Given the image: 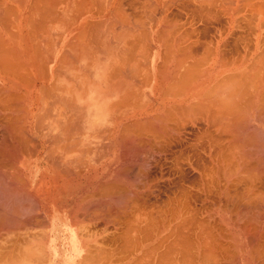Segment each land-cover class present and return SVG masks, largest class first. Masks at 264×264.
<instances>
[{
	"label": "bare ground",
	"instance_id": "6f19581e",
	"mask_svg": "<svg viewBox=\"0 0 264 264\" xmlns=\"http://www.w3.org/2000/svg\"><path fill=\"white\" fill-rule=\"evenodd\" d=\"M16 1L18 0H0V264H37V255H40L39 261L43 258L42 254L45 256L44 246L48 249L52 264H76V259L81 258L84 251L92 254V250L87 249L89 242L82 240L83 236L78 229L77 219L81 213L83 216L94 215L95 219L86 217L92 221L104 218L102 221L106 222L105 226L109 219L112 220L111 224L118 219L121 234L118 235L120 245L116 246H119V253L122 254V259L119 258L122 260L121 264H264V73L260 76L256 71L257 66L264 63V5L259 7L249 0H221L223 7H219L220 3L217 7L226 15L227 26L222 28L224 32L220 30L218 40L211 44L212 60L208 62L210 56H206L209 58L206 62L198 52L193 55L186 49L187 54H179L180 50L183 52L186 48L181 47V35H185L181 33L184 30H174L176 35L172 34L175 35L173 37L170 34L173 33L171 28L174 26L171 30L168 28V24L171 25L168 10L172 6L169 4L174 1L167 3L168 5L164 4V0H156V3H151L152 0L141 2L140 11L136 15L140 19L132 18V22L134 20L136 23L130 20L123 22L128 23L127 26L123 24L125 33L135 32L133 36L130 34L132 39L135 36L134 42L145 30V40L138 38L139 41L133 43L135 45L130 40H125L133 48H130V44L129 48L126 46L128 50L123 48L126 49L123 53L128 51L127 54H130H125L126 58L122 61L128 59L127 64L124 63L128 69L129 63L131 65V90L137 95L140 91L141 79L138 78L137 65H142V61L149 55L143 56V60L137 49L139 46L141 49L143 41L147 43L145 46L148 45L149 38V42L155 47L161 44L165 49L161 62L166 74L164 82L168 84L169 90L165 96L162 95L164 98H99L98 92L103 90L97 92L92 88L91 76L96 81L100 78L108 81V71L99 73L98 68L107 64L109 69V59L101 56L99 58L102 61L98 58L93 66L87 62L88 43L85 39L89 32L96 33L97 53L100 48L102 51L109 44L106 40L109 27L107 22H111L114 10L124 12L122 1L120 0L119 5L118 0H98L96 2L104 3V7L100 8L99 5L95 11L97 14H92L88 8L85 10L89 5L88 0H65V6L60 8L55 6L58 0H50L47 10L52 19L49 20L51 31H48V36L52 31L59 32L58 24L62 22V16L69 17L74 7L78 12L76 16L71 15L73 18H69L65 31L62 30V34L75 33L68 46L65 42L66 54L61 55L58 62L68 75L65 92L75 96L80 93L77 92V86L82 84L86 91L89 89L87 98H55L50 103L52 98H22V94L20 96V93H15V86H18L15 85V60L20 62L19 59H22L23 66L20 62V67L26 68V72H32L28 56L16 52L15 48V22L17 20L19 29L24 21L22 11L18 9L15 13ZM197 1L200 4L206 0ZM34 2L25 3V13L33 10L39 14V18L42 15L45 18L46 11L37 10L42 4ZM190 2L195 3V0ZM185 3L187 2L183 4ZM209 6L200 4L197 6L200 12L195 10L202 16L203 10L207 12L203 7ZM86 12L90 14L89 18L83 17L87 15ZM249 12L251 16L254 15L249 17ZM209 13L211 14L210 11ZM245 15L250 18L245 23L247 27L252 22L250 32L245 31V36L250 34V38L248 35L247 42L245 37L237 38L238 45H245L244 52L242 55L238 53L229 61V57H225L229 49L224 53V48L228 41L232 43L229 39L234 31L242 28L241 22L245 20ZM29 16L28 14V19ZM208 16L210 17H206ZM98 17L101 20L97 22ZM171 22L174 23L173 20ZM121 27L118 26V29ZM30 33L27 37L35 38L36 34L33 37ZM189 33H186L187 36ZM146 34L148 38H145ZM53 37L57 41L59 36L56 34ZM47 39L48 43L40 44L51 46L48 37ZM92 39L95 40L93 37ZM111 40L110 38L109 41ZM138 42L141 44L138 45ZM198 42L195 39L194 47L199 46ZM36 44L35 48H38ZM206 48L208 46H205V50ZM185 54L190 56L191 61H188L189 56ZM70 56L73 60L69 59ZM137 56L141 58L137 59ZM159 56L157 52L156 58ZM156 58L153 60L150 56L153 65ZM118 66L111 67V73L118 68V73L114 72L112 79L118 77L120 71V76L124 74ZM126 70V74H129V70ZM110 72L109 77L113 75ZM43 74L45 79L47 71ZM127 75L126 78H129ZM23 76L25 74H22V78ZM148 76L149 73L144 80L142 78V83L149 80ZM56 77L59 78L55 73L48 79L56 82ZM24 79L18 80L22 82ZM216 80L222 81V84L209 92L206 89L208 83ZM223 93L227 95L224 96L226 98L222 96ZM15 94L19 98H15ZM24 94L28 95L29 91ZM219 96L221 98H217ZM107 127H110L108 135L106 134L110 142L108 140L109 144H102L103 136L99 135V130ZM23 142H29L28 146L31 143V148L34 149L33 152L28 147V151L31 149L33 152L30 156L34 155L30 157L33 161L30 160L29 166L26 165L27 161L23 163V156H28L24 152L26 149H20L24 153L19 151L18 146L22 147L19 144H24ZM116 147L119 152L113 150ZM6 168L9 169L6 171ZM27 171H30L29 178L32 180L30 186L25 181ZM15 175L17 178L21 176L18 179L22 181H17ZM118 192L121 198L118 197ZM117 197L121 199V205L118 203V208H114ZM27 207L30 208L29 214ZM84 207L88 210L83 211ZM89 207H92L91 210ZM114 214L117 215L115 220ZM113 225L116 227L117 224ZM91 246L96 247L95 244ZM97 249L100 257L95 253V260L94 255L91 257L87 253L84 258L86 262L102 264L103 251L101 252V248ZM115 251L116 247L113 252ZM45 258L47 260V255ZM77 264L81 263L78 261Z\"/></svg>",
	"mask_w": 264,
	"mask_h": 264
},
{
	"label": "rangeland",
	"instance_id": "374dc122",
	"mask_svg": "<svg viewBox=\"0 0 264 264\" xmlns=\"http://www.w3.org/2000/svg\"><path fill=\"white\" fill-rule=\"evenodd\" d=\"M35 0H18V1H16L15 2V13H17L16 12V10H18L19 9V11H22L23 12V16H24V21L22 22V24H21V26H20V28L18 29L17 27H18V22H17V20H16V22H15V48H16V52H18V53H22V55H27L28 56V58L30 59V63L29 64H32V67H30V69L32 70V72H34V71H38V72H40L41 74H38V76L39 77H41V78H43L42 77V75H43V72H44V69H45V63H44V44H40V43H44V41H45V37H47L48 35H47V31H51V29H50V26H49V20H50V16H49V5H50V0L48 1V0H36L35 2H34ZM89 1V5H87V7H86V9L85 10H87V8H88V11L89 12H91L92 14H94V12L95 11H97L98 9H97V7L99 6L100 8L101 7H104V3L103 4H101L102 2H100V3H98V2H96V1H98V0H88ZM101 1V0H100ZM154 1V2H153ZM250 1V3H254V4H258L259 5V7H262L263 5H264V0H249ZM18 2H20V3H18ZM32 2H34V3H37V4H42L41 5V7H37V10H39L40 12H41V10L43 11V10H45L46 12V14L48 15V17H47V15L45 14L44 16H45V18H43V15L41 16V18H39V14L38 13H36V12H33V10L32 11H27L26 13H25V11H24V9H25V3H32ZM40 2V3H39ZM47 4H46V3ZM92 2H95V3H92ZM133 2V3H132ZM136 2V3H135ZM139 2V3H138ZM144 3V2H146V0L145 1H141V0H137V1H135V0H131V5H133V7H131V14H132V18L134 19V18H138V20H139V16H137L136 17V15L138 14V12L140 11V3ZM151 3L153 2V3H156V0H152V1H150ZM257 2V3H256ZM261 2V3H260ZM263 2V3H262ZM56 4H55V6L57 7V8H60V7H64L65 6V0H58L57 2H55ZM63 4V5H61V4ZM148 3H149V1H148ZM147 3V4H148ZM260 3V4H259ZM24 4V5H23ZM92 4H93V6H92ZM135 4V5H134ZM136 4L138 5V6H136ZM254 4H252L254 7H256V8H258V6L256 5H254ZM45 5V6H44ZM47 5V6H46ZM103 5V6H102ZM152 5V4H151ZM262 5V6H261ZM42 6H44V7H46L45 9H44V7H42ZM76 6V5H75ZM89 6V7H88ZM135 6V7H134ZM148 6H150V4H148ZM147 6V7H148ZM153 6H155V4H153ZM152 6V10H153V7ZM157 6V5H156ZM155 6V7H156ZM22 7V8H21ZM91 7V8H90ZM93 7V8H92ZM98 7V8H99ZM253 7V8H254ZM264 7V6H263ZM133 8V9H132ZM171 8V7H170ZM203 8H206V10H207V12H204V10L201 12L202 13V16L200 15V10H198L197 9V7H183V6H181L180 7V16H181V21L179 22V26H178V29L180 30V31H183L184 30V32H182L181 34H185V35H181V36H183V38L181 39V37H180V39H181V42H182V44H181V47H182V49L183 48H185V46H186V48L185 49H183V52H181L182 50H180V52H179V54H181V53H184L185 52V50L187 49V51L188 50H190V52L193 54V53H196L197 54V52H198V55L201 57V54H202V56H204L203 58V60H206V59H209V61L208 62H211V60H212V56L213 55H211V54H213V52L212 53H210L211 51H213V49H212V47H213V45H211V44H213L214 43V41L212 40V32L210 31V28H211V23H210V21H209V16L208 17H206L207 15H210V13L208 14V12L210 11V9H211V6H209V7H203ZM48 9V10H47ZM136 9V10H135ZM149 9H150V7H149ZM191 9V10H190ZM198 10V11H196V10ZM213 9V8H212ZM215 9V8H214ZM72 12L70 13V16L69 17H67V16H62L61 17V20H62V22H60V25L58 24V30H59V32L58 33H56V32H53V33H55V35L57 34V37L58 36H61L62 37V40H61V42L62 43H64L63 44V46H62V49H63V51H64V49H65V44L68 46V42H70V38H71V36H73L75 33H72V34H68L67 32H65V33H63L62 34V32L63 31H65V27L67 26V24L69 23V18H73V17H71V15L72 16H76V14L78 13L77 12V8L76 7H74V8H72ZM156 10V9H155ZM185 10V11H184ZM170 11V9L168 10V12ZM188 11V12H187ZM194 11V12H193ZM29 12V13H28ZM32 12V13H31ZM99 12V11H98ZM116 12H118L117 10L115 11L114 10V12H112V15H111V19H110V23L109 22H107V24H108V26L109 27H107V30H108V34H107V38H106V40H108L109 39V34H111L112 35V38H113V35H117V29H118V26H123V28L121 27L120 29H121V31H122V33L124 32V30L126 29L125 27H124V25H126L127 26V24L128 23H126V24H124L123 22L124 21H120L121 19H119V17L118 16H116ZM123 12V11H122ZM122 12H118V13H122ZM136 12V13H135ZM187 12V13H186ZM192 12V13H191ZM195 12H197V13H199V14H195ZM87 13V12H86ZM124 13V12H123ZM190 13V14H189ZM24 14H26V15H24ZM28 14L30 15L29 16V19H28ZM95 14H97V12H95ZM195 14V15H194ZM90 14H88L87 13V15H84L83 17L84 18H87L88 16H89ZM191 15V16H190ZM203 15H205V16H203ZM249 17L251 16L250 15V12H249V14H247ZM254 14H252V16H253ZM134 16V17H133ZM198 16V17H197ZM247 16V17H248ZM251 16V17H252ZM34 17H36V19L34 18ZM190 17V18H189ZM206 17V18H205ZM248 17V18H249ZM89 18V17H88ZM208 18V19H207ZM248 18H246V15H245V17H244V21H242L241 22V26H242V28H238V29H236L235 31H237L239 34H240V32L242 31V33H243V37H245V40H246V42L248 41V39L250 38V34H248L249 35V38L247 37L248 35L246 34V36H245V33H249L250 32V30H249V28H250V25H252L250 22H249V24H248V26L249 27H247V24H245V23H247L248 22ZM52 19V18H51ZM196 19V20H195ZM198 19V20H197ZM202 19V20H201ZM204 19V20H203ZM27 20H28V22H27ZM63 20H64V22H63ZM98 20H101V18L100 17H98L97 19H96V21L98 22ZM129 20V19H128ZM128 20H126V21H128ZM171 20V19H170ZM193 20V21H192ZM41 21V22H40ZM120 21V22H119ZM131 22H132V19L130 20ZM188 21V22H187ZM207 21V22H206ZM209 21V22H208ZM246 21V22H245ZM249 21H250V18H249ZM116 22V23H115ZM122 22V23H121ZM133 22L134 23H136L134 20H133ZM132 22V23H133ZM139 21H137V23H138ZM169 22V21H168ZM184 22V23H183ZM186 22V23H185ZM196 22H197V24H196ZM204 22V23H203ZM42 23L44 24V25H42ZM63 23H65V24H63ZM93 23H95V21H93ZM114 23H115V25H114ZM169 23H171V25L170 24H168V28L170 29V27H172V24H173V22H169ZM33 24V25H32ZM96 24V23H95ZM124 24V25H123ZM183 26H182V25ZM193 24V25H192ZM207 24V25H206ZM209 24V25H208ZM243 24H245V25H243ZM41 25V26H40ZM191 25V26H190ZM200 25V26H199ZM31 27V28H30ZM32 27L34 28V29H32ZM40 29H39V28ZM44 27V28H43ZM205 28V29H204ZM244 28V29H243ZM247 30H246V29ZM41 29H42V32H41ZM49 29V30H48ZM115 29V32H113V30ZM120 29H118V30H120ZM187 29H188V31H187ZM192 29H194L193 31H191ZM196 29V30H195ZM202 29V30H201ZM242 29V30H241ZM24 30V31H23ZM29 30H32V32L30 33L29 32ZM63 30V31H62ZM204 30V31H203ZM244 30V31H243ZM111 31H112V33H111ZM177 30L175 29V32H176ZM191 31V32H190ZM234 31V33H233V36L237 33V32H235ZM245 31H247V32H245ZM140 32V31H139ZM139 32H137L138 34H140ZM144 32H145V30H144ZM144 32L142 31V34H140V35H142L141 37H142V39H141V37H137V40H138V38H140L141 40H143L144 38V36H143V34H144ZM190 32V33H189ZM194 32H195V34H194ZM203 32V33H202ZM23 33V34H22ZM28 33H30V36L31 35H33V37H34V34H36L35 35V38H28L27 36H29L28 35ZM93 35H92V34ZM171 33V32H170ZM189 33L190 35H188L187 36V34ZM60 34V35H59ZM92 36H91V35ZM131 34H132V36L135 34V32H131ZM175 34V33H174ZM200 34V35H199ZM21 35L23 36V37H21ZM39 37H38V36ZM95 35H96V33H94V32H89V35L86 37V39H85V42L86 43H88V44H86L87 46H88V48H87V51H88V53H87V59L88 60H86L87 62H89V63H91V65L93 66L94 64L96 65V62L98 61V58H99V54L97 53V41H98V36L96 35V37L97 38H95ZM171 36H173L172 34H170ZM176 35V34H175ZM174 35V36H175ZM203 35V36H202ZM173 36V37H174ZM185 36V37H184ZM195 36V37H194ZM210 36V37H209ZM219 36V33H218V35H217V38L215 39V42H216V40H218V37ZM232 36V38H230L229 40H231L232 41V43L231 42H229L228 41V43H227V49H229V50H227V52H226V58L227 57H229L227 60H229L230 61V59H232V58H234V57H236L237 56V54H235V51H234V47L237 45V42L238 41H236V38H234ZM92 37L95 39V40H93L92 39ZM131 37V36H130ZM148 38L149 36H147V34H146V36H145V38ZM187 37H190V39L191 40H194L195 41V39L196 40H199V42L198 43H200L199 44V46H197V47H194V44H193V42L194 41H191L189 38L187 39ZM202 37V38H201ZM206 37V38H205ZM134 38H135V36L133 37V39H132V37H131V44H133V43H137L136 41L134 42ZM186 38V39H185ZM201 38V39H200ZM23 39H24V42H23ZM35 39V40H34ZM136 39V38H135ZM150 39V38H149ZM149 39L147 40L148 41V45H146L145 46V44H147V43H145L144 41H143V43H144V45H143V43H142V46H141V49H140V46H139V48L137 49V48H135V49H137V52H140V54H141V56L143 57V56H148V57H146V60H144L145 59V57H143V60L145 61V63H144V61H142V65H146V67L145 66H142V65H140V64H138L139 65V67H138V65H137V70H138V72H137V74L139 75L138 76V78L139 79H142V77H143V80H144V78H145V75L148 73V72H146L147 70H148V68H151V64H152V62H151V60H150V56H151V58L154 60L155 59V57H156V54H154L155 53V50L157 49L158 51H159V54H160V56H159V58H162L163 59V56H164V54H163V52L165 51V49L161 46V44H159V45H157L156 47L153 45V43L152 42H149ZM172 39V38H171ZM209 39V40H208ZM234 39V40H233ZM36 40H38L37 41V44H36ZM44 40V41H43ZM145 40V39H144ZM210 40H212L211 42H210ZM55 41V40H54ZM64 41V42H63ZM139 41V40H138ZM169 41V40H168ZM186 41V42H185ZM236 41V42H235ZM32 42V43H31ZM66 42V43H65ZM202 42H203V44L204 43H206V44H204V46H203V44H202ZM233 42H235V43H233ZM23 43V44H22ZM24 43H26L25 45H24ZM71 43V42H70ZM139 43V42H138ZM150 43H151V45H150ZM170 43H172V41L170 42ZM188 45H187V44ZM230 43V44H229ZM31 44H33L34 46H32ZM35 44H36V47H38V48H35ZM135 44H133V45H135ZM141 43H139L138 45H140ZM190 44V45H189ZM236 44V45H235ZM133 45H131V47L133 48ZM138 45H136L137 47H138ZM151 46V48H150V46ZM152 45H153V48H152ZM210 45V46H209ZM233 45V46H232ZM187 46H189L188 48H187ZM205 46H208V48H206L207 50H208V52H207V50H205ZM212 46V47H211ZM229 46V47H228ZM239 46H241L242 47V49H243V46H245L244 44L243 45H241L240 43H239ZM25 47V48H24ZM34 47V48H33ZM180 47V48H181ZM194 47V48H193ZM209 47H211L210 49H209ZM232 47V48H231ZM67 48V47H66ZM179 48V49H180ZM191 48V49H190ZM193 48V49H192ZM200 48V49H199ZM204 48V50L202 51L201 49H203ZM33 49H35V51H33ZM37 49V50H36ZM162 49H164V50H162ZM196 49V50H195ZM147 50H150V51H147ZM156 50V51H157ZM161 50H162V52H161ZM174 50V49H173ZM192 50H195V51H193L192 52ZM201 50V51H200ZM30 53H29V52ZM65 51H67V50H65ZM135 51V50H134ZM157 51V52H158ZM175 51V50H174ZM186 51V52H187ZM229 51V52H228ZM264 51V48H263V50H262V52ZM37 52V53H36ZM149 52H150V54H149ZM176 52H178V51H176ZM185 52V53H186ZM190 52H188V54L190 53ZM199 52H201V53H199ZM203 52H205V54L203 55ZM234 52V53H233ZM243 52H244V49H243ZM36 53V54H35ZM43 53V54H42ZM161 53H162V55H161ZM165 53V52H164ZM209 53H210V55H209ZM227 53H229V54H227ZM39 54V55H38ZM136 54V53H135ZM187 54V53H186ZM185 54V56H189V55H186ZM191 54V55H192ZM233 54V57L231 56ZM38 55V56H37ZM41 55H43V56H41ZM59 55V54H58ZM183 55V54H182ZM193 55H195V54H193ZM264 55V54H263ZM37 56V57H36ZM76 56V55H75ZM78 56V55H77ZM162 56V57H161ZM206 56H210L209 58L208 57H206ZM206 57V58H205ZM231 57V58H230ZM21 58H23V57H21ZM72 57L70 56L69 57V59H71ZM139 57L137 56V59H138ZM141 58V57H140ZM139 58V59H140ZM42 60V61H41ZM72 60H73V58H72ZM19 61L21 62V64H22V66H23V63H22V59H19ZM188 61H191V58H190V56H189V58H188ZM20 62H18V60H15V72H16V74H15V85H18V86H15V90H21V89H23V85H24V87H26L27 88V86L28 85H25L26 84V81H25V83H24V81L23 82H21V80H18V79H22V74H26L27 72H26V68L24 69L22 66L20 67ZM206 62H207V60H206ZM20 64V65H19ZM149 64V65H148ZM249 65H251V62L249 63ZM140 66H142V67H140ZM41 67V68H40ZM260 67V69H258ZM34 69V70H33ZM262 70H263V72H262ZM28 71V70H27ZM149 71V70H148ZM256 71H258L257 73L260 75V76H262L263 75V73H264V63H262V64H260V65H258L257 66V68H256ZM145 73V74H144ZM18 76V77H17ZM20 81V82H19ZM17 83H20V84H17ZM23 84V85H22ZM258 84V83H257ZM220 85V83L219 82H215L214 84H209L208 83V85H207V90L209 89V92H212L213 91V89L215 88V87H218ZM18 88V89H17ZM140 90V89H139ZM15 93H16V91H15ZM55 101V98H52L49 102L50 103H52V102H54ZM25 161V160H24ZM21 162V161H20ZM24 163V162H23ZM5 168V167H4ZM16 168V167H15ZM9 168H6L5 170L7 171ZM4 170V171H5ZM15 170V169H14ZM15 174H16V170H15ZM18 176V175H17ZM15 177H16V175H15ZM15 185H17V184H15ZM111 200V199H110ZM94 201L95 202H97V200H96V198H94ZM98 201H102V199H98ZM117 201V198H115V202ZM16 202H18L17 200H16ZM74 206V204L72 205V207ZM90 209L89 210H91V208L92 207H89ZM114 208H116V206L114 207ZM118 208V207H117ZM85 210H88L86 207H84V209H83V211H85ZM92 210H95L94 208L92 209ZM116 210V209H115ZM82 215V213L81 214H78V224H79V232H81V234H82V240L84 241V240H86L85 242H89L88 243V246H87V249L88 248H90L91 250H92V254H91V252L89 253V251L88 252H86V251H84V253H83V256L81 257V264H94V263H88V261L86 262V259H84L85 258V256H87V253H88V255H90L91 257L93 256V258H95V260H96V258H97V255L100 257V254H98V252H97V248H101V252L103 251V254H101V256H102V264H116L115 262H117V264H121V262H122V260L120 261V259H122L121 258V256H122V254H120L119 253V246H116L117 244H119V241H120V238H119V236H120V230L121 229H119L120 227H119V225H118V219H116L117 218V215L115 216V214H114V216H113V219L115 220L116 219V221L114 222L113 221V224H117L118 225V227H117V225H116V227H115V225H113V224H111L112 223V220H110L109 219V223H107V225L105 226L104 224L106 223L105 221H102L104 218H102L101 220H99V218H98V221L96 220V221H92V220H88L90 217H92V218H94L95 219V216L94 215H85V216H83ZM90 216V217H89ZM100 216V215H99ZM112 216H109V217H112ZM86 217H88V219L86 218ZM98 217V216H97ZM103 217H105V216H103ZM114 217H116V218H114ZM101 218V217H100ZM106 218V217H105ZM107 218H108V216H107ZM106 218V219H107ZM112 219V218H111ZM102 221V222H101ZM96 222V223H95ZM117 222V223H116ZM91 223V224H90ZM93 223H95V224H93ZM90 225H93V226H90ZM102 225V226H101ZM96 226V227H95ZM101 226V227H100ZM86 227H88V228H86ZM100 227V228H99ZM106 227V228H105ZM114 227V228H113ZM76 228H77V226H76ZM116 228V229H115ZM118 228V229H117ZM91 231H90V230ZM101 229V230H100ZM106 229H110L109 231H107V232H105V230ZM113 229V232L111 231ZM94 230V231H93ZM98 230V231H97ZM93 231V232H92ZM118 231V232H117ZM85 232V233H84ZM87 232V233H86ZM89 232V233H88ZM95 232H96V234H95ZM104 232V233H103ZM109 232H110V234H109ZM115 233H116V235H117V237H116V235H115ZM115 236H114V235ZM88 237H87V236ZM104 235V236H103ZM112 237H111V236ZM119 235V236H118ZM84 236H86L85 238H84ZM105 236H106V238H105ZM103 237V238H102ZM116 237V238H115ZM109 240H108V239ZM113 238H115V239H113ZM97 239H98V242H97ZM101 239H106L105 241H103V240H101ZM92 240V241H91ZM101 240V241H100ZM112 240V241H111ZM113 240L115 241V242H117V243H115V242H113ZM117 240V241H116ZM108 241V242H107ZM103 242V243H102ZM105 243V244H104ZM107 243V244H106ZM113 243V244H112ZM115 243V244H114ZM121 243V242H120ZM94 244L96 245V247L94 246ZM91 245H93L94 247H92ZM120 245V244H119ZM114 248H113V247ZM115 247H116V251L115 252H113L114 251V249H115ZM106 250L108 253H105L104 252V250ZM117 248H118V250H117ZM96 249V250H95ZM89 250V249H88ZM95 250V251H94ZM117 251H118V253H117ZM94 252V253H93ZM100 251H99V253H101ZM113 252V253H112ZM95 253H97V255H96V257H95ZM117 253V254H116ZM105 254H106V256H105ZM119 254V255H118ZM90 256H88V257H90ZM98 257V258H99ZM105 258H106V261L104 262V260H105ZM109 258V259H108ZM120 258V259H119ZM84 261H85V263H84ZM96 264H99V263H96Z\"/></svg>",
	"mask_w": 264,
	"mask_h": 264
},
{
	"label": "crops",
	"instance_id": "0c3cea01",
	"mask_svg": "<svg viewBox=\"0 0 264 264\" xmlns=\"http://www.w3.org/2000/svg\"><path fill=\"white\" fill-rule=\"evenodd\" d=\"M122 1V4H121V6H122V8H123V10H124V12L126 11V13H118V12H116L117 14H116V16H118L119 17V19H121L120 21H126V20H128L127 18H129V20H131L132 19V14H131V7L130 6H132L131 5V0L129 1V0H121ZM120 0H118V3H119V5H120V2H121ZM127 1V2H126ZM168 1V2H167ZM172 1H174V2H172ZM187 2V3H185V4H183L184 2ZM224 1V0H223ZM223 1H221V0H206L204 3H200V4H204V5H210V6H212L211 8H213V9H211L210 10V12H211V14H210V17H209V21H211L210 23H211V28H210V31L214 34H212V40L214 41L215 39H216V37H217V35H218V33L220 32V30L222 31L223 29H225L226 28V26H227V19H225V18H227L226 17V15H224L223 14V12L221 13V11L222 10H220L217 6H219V3H220V6L219 7H223ZM227 1V0H226ZM225 1V2H226ZM172 2V4H169V6H171V8H170V12H169V14H168V19H170L171 18V21L173 20L174 21V23L172 24V26H174L173 28H171V29H173V30H171V32H173V33H171V34H174V30L175 29H178V24H179V22H180V20H181V16H180V7L181 6H183V7H197L198 5H200V4H198L199 3V1H197V0H195V3H193V2H190V0H170V2H169V0H164V4L166 3V5H168L167 3H171ZM216 2V3H215ZM178 3V4H177ZM179 3H181V4H179ZM212 3H213V5H212ZM126 4V5H125ZM128 4V5H127ZM125 5V6H124ZM130 5V6H129ZM216 5V6H215ZM118 6V5H117ZM180 6V7H179ZM129 8V9H128ZM214 8H217V9H214ZM130 10V11H129ZM177 10V11H176ZM218 12H217V11ZM219 10H220V13H219ZM175 11V12H174ZM216 12L218 13V15L216 14ZM174 13H176V14H174ZM128 14V15H127ZM179 15V16H178ZM173 16H175V17H173ZM214 18H213V17ZM218 16V17H217ZM126 18V19H125ZM175 18V19H174ZM217 20H216V19ZM140 19V18H139ZM223 19H225V20H223ZM177 20V21H176ZM214 20V21H213ZM216 20V21H215ZM148 20H146V22H147ZM226 22V23H225ZM216 23V24H215ZM174 24H176V25H174ZM223 28V29H222ZM217 31V32H216ZM117 35H113V38H112V35L111 34H109V36L108 37H110L112 40L111 41H109V39L107 40L108 42H109V44H107V46L106 47H104V48H102V51H100L101 50V48H100V50H98V54H99V57H101V56H106V57H108V59H109V65H108V68L109 69H107V64L106 65H101V66H99V68H98V70H100L99 71V73L100 72H106V71H108V72H106L107 73V75H108V81H109V83H108V81H103V79L102 78H100L99 79V81H96L95 80V78H94V76H91V80H92V84H91V86H92V88L93 89H95V90H97V92H98V90H103V91H100V92H98L99 93V98H164V96L166 95V91H168L169 90V87H168V84H166L165 82V77H166V74H165V68H164V65H163V62H161V61H163V59L162 58H156V60H155V64L153 65V63H152V65H151V68H149V71L147 70V72L149 73V76H148V79L149 80H147V81H143V83H142V79H141V82H140V85H139V88H140V91H139V93H138V95L137 94H134L132 91L133 90H131L132 89V85L130 84L131 83V70H130V63H129V69L127 68L128 66L126 65L127 64V60L125 61V60H123L122 61V59L124 58H126V56H128V55H130V54H127L128 53V51H127V53L126 52H124L123 53V51H126V49H127V47L129 48V44L128 43H126V41L128 42L129 40V42H131V37H130V34H131V32H129V33H122V31H121V29L120 30H117ZM222 32H224V30L222 31ZM216 34V35H215ZM240 34L241 35H243V33L242 32H240ZM47 35H48V31H47ZM55 35V33H53L52 32V34L50 35V36H47L48 38H49V43L51 44V46L49 45V46H46V44H44V50L46 49V51H44V59H46V60H44V63H45V69H44V72L43 73H45V71H47V76H46V78L44 79V76H45V74H43L42 76H43V78H41V77H39L38 76V74H41L40 72H38L37 70L36 71H34V72H31L30 70H28L27 72V74H25V76H23V78L22 79H28L27 81L24 79V81H26L27 83L25 84V85H28L27 86V88L26 87H24V85H23V89H21V90H15L16 91V94H19L20 93V96H22L23 95V97L22 98H87V96H88V94H89V89H88V91H86V88H84V85L82 84V85H80L79 87L77 86V88H79V89H77V92L79 91L80 93H78L77 95H75V96H73V94L71 95H69V93H66L65 92V90H66V88L65 87H67V77H68V75H67V73L65 74L64 72H63V70H62V68H61V66H59L58 65V62H59V60H60V58H61V55L63 56V55H65L66 53H64V51H63V49H62V46H63V43L61 42V39H62V37H58V38H56L57 39V41L55 40L54 41V36ZM129 35V36H128ZM236 35H239L238 33L236 34ZM235 35V37H236V40H237V38L238 37H240V39L243 37V36H236ZM167 36H169V35H167ZM166 36V38H169V37H167ZM215 36V37H214ZM47 37H45V43H48V39H47ZM51 37L53 38V42H51ZM126 37H128V38H126ZM129 37H130V39H129ZM118 38V39H117ZM126 38V39H125ZM116 39V40H115ZM126 40V41H125ZM60 41V42H59ZM115 41V42H114ZM58 42V43H57ZM106 42V41H105ZM104 42V43H105ZM110 42H113V43H110ZM211 42V41H210ZM118 43H121V44H117ZM124 43V44H123ZM62 44V45H61ZM115 46H114V45ZM117 45V46H116ZM131 45V44H130ZM113 48H112V47ZM127 46V47H126ZM116 47V48H115ZM226 47H227V45H226ZM224 48L225 50H224V53H225V51L227 50V48ZM109 48V49H108ZM123 48H126V49H124L123 50ZM130 48H131V46H130ZM65 49H66V46H65ZM64 49V50H65ZM114 49V50H113ZM237 49V50H236ZM240 49V50H239ZM128 50V49H127ZM130 50V49H129ZM236 50V51H235ZM240 52H239V51ZM58 51V52H57ZM62 51H63V53H62ZM116 51V52H115ZM156 51V50H155ZM158 51V50H157ZM234 51H235V53L236 54H238V53H241L240 55H242L243 54V49H242V47L240 46L239 47V45H238V42H237V45H236V47L234 48ZM66 52V51H65ZM159 52V51H158ZM227 52V51H226ZM46 53V54H45ZM53 53V54H52ZM55 53V54H54ZM61 53V54H60ZM129 53H130V51H129ZM59 54V55H58ZM125 54H127L126 56H125ZM226 54V53H225ZM49 55V56H48ZM75 55H77L76 53H75ZM115 55V56H114ZM156 55H157V52H156ZM239 55V54H238ZM225 57H226V55H225ZM50 58V59H49ZM115 59L117 60V61H115ZM51 60V61H50ZM57 60V61H56ZM99 61H102V58H99ZM120 61V62H119ZM123 63H122V62ZM53 62V63H52ZM161 62V63H160ZM29 63H30V59H29ZM49 63V64H48ZM56 63V64H55ZM124 63H126L125 65H126V67H125V65H124ZM160 64V66H158L157 67V65H159ZM114 67H113V66ZM119 65L120 66V69H122L123 70V76H120L121 75V71L119 72V76L118 77H116V78H114V79H112L115 75H114V72H117L116 71V69L118 70V68H116V69H113V73H111L110 72V70H112L111 69V67H113V68H115V67H117V66ZM163 65V67H161ZM118 66V67H119ZM157 67V68H156ZM47 68V69H46ZM80 68H83V67H80ZM126 68L129 70H126ZM115 70V71H114ZM124 70H126V71H128L129 72V74L127 75L126 74V72L124 71ZM109 72L111 73V74H113L111 77H109ZM31 73H33V74H31ZM56 73V75H58V79H57V77L54 79V80H56V82L55 81H53L52 79L51 80H49L48 79V77L49 78H52V76H53V74H55ZM82 73H84L83 71H82ZM118 73V72H117ZM50 74H51V77H50ZM89 74V73H88ZM116 74V73H115ZM117 75V74H116ZM126 75L129 77V78H126ZM121 79H120V78ZM156 77V78H155ZM39 78V79H38ZM143 78V77H142ZM34 79H36V80H34ZM44 79V80H43ZM62 79V80H61ZM102 79V80H101ZM112 79V80H111ZM118 79V80H117ZM37 80H39V82L37 81ZM59 80V81H58ZM65 80V81H64ZM221 80V79H220ZM220 80H216V81H214V82H210L209 84H214L215 82H218V81H220ZM35 81H37L35 84H33ZM49 81V82H48ZM53 81V82H52ZM112 81V82H111ZM116 83H115V82ZM118 81V82H117ZM121 83H120V82ZM124 81H125V83H124ZM151 81V82H150ZM165 81V82H164ZM23 82V81H22ZM47 82V83H46ZM58 82H59V84H58ZM104 83V85H103V83ZM148 82H150V84L148 83ZM25 83V82H24ZM53 83V84H52ZM112 83V84H111ZM155 83V84H154ZM220 83V85L222 84V81H220L219 82ZM63 84H64V87H63ZM106 84H107V88H106ZM66 85V86H65ZM97 85V86H96ZM111 85V86H110ZM129 85V86H128ZM35 86V87H34ZM101 87V89H100V87ZM162 86V87H161ZM47 87H48V90H47ZM82 87H83V89H82ZM110 87V88H109ZM219 87V86H218ZM38 88V89H37ZM90 88V87H89ZM105 88V89H104ZM139 88H137V89H139ZM220 88H222V87H220ZM45 89V90H44ZM81 89V90H80ZM215 89H217V87H215L214 89H213V91L215 90ZM85 90V91H84ZM29 91V94L28 95H26V94H24V93H26V92H28ZM106 91V92H105ZM108 91V92H107ZM85 92H87V93H85ZM145 92H147V93H145ZM141 93V94H140ZM150 93V94H149ZM15 94V95H16ZM22 94V95H21ZM53 94V95H52ZM145 94H147V95H145ZM164 94V96H162ZM48 95V96H47ZM122 95V96H121ZM52 96H54V97H52ZM83 96V97H82ZM136 96V97H135ZM223 97L224 96H226L227 97V95L226 94H224L223 93V95H222ZM18 97V95H16V97L15 98H17ZM226 97H224V98H226ZM19 98V97H18ZM217 98H221V96H219V97H217ZM106 129V130H105ZM105 130V131H104ZM110 131V127H107V128H103V129H100L99 130V132H101L100 134H99V132H98V134L99 135H101V136H103L102 138H101V142L103 141V143L102 144H109L108 142H110V140L107 138V136H106V134L108 135V133H109V131ZM103 133V134H102ZM105 136V137H104ZM104 138V139H103ZM109 140V141H108ZM105 141V142H104ZM108 141V142H107ZM24 143V142H23ZM29 143V142H28ZM28 143H24V144H19V145H21L22 147H20V146H18L19 147V151L22 153L25 149H26V151H24V152H27V154L26 155H28V156H23V160H25V161H23V162H26L27 161V166H29L30 164H28V163H30V160H32V159H30V157L32 156V154H31V156H30V153H33L34 152V149L33 148H31L32 147V144L30 143L29 145L30 146H28ZM25 144H27V145H25ZM24 145V146H23ZM28 147L29 148H31L32 150H33V152L31 151V149H29V151H28ZM55 147V145H53V148ZM52 148V149H53ZM20 149H22V150H20ZM108 149H105V151H107ZM113 150H115V152H119V151H117V147L116 148H114ZM119 150V149H118ZM23 152V153H24ZM103 152V151H102ZM34 156V155H33ZM32 156V157H33ZM21 161V160H20ZM20 161H18V163L20 162ZM33 161V160H32ZM29 169V168H28ZM28 173L26 174L27 175V180H25V181H27L28 182V184H29V186L32 184L31 182H32V180L29 178L30 176H29V174H30V171H27ZM21 176H19L18 178H20ZM17 178V177H16ZM15 178V179H16ZM17 178V179H18ZM22 178V177H21ZM31 180V181H30ZM17 181H22L21 179H18ZM34 183V182H33ZM118 195L120 194V192H118L117 193ZM121 195V194H120ZM118 196L119 198H121V196ZM106 197V196H105ZM117 197V203H116V207H118L117 205H118V203H119V206L121 205V199H119ZM28 200V199H27ZM119 200V201H118ZM27 203L28 204H30V202L29 201H27ZM29 207H30V205H29ZM29 207H27L28 209H26L27 210V214H29L30 213V211H28V210H30V208ZM71 208V207H70ZM71 212V211H70ZM70 212H67V213H70ZM45 248V249H44ZM43 250H44V254H45V256L42 254V256H43V258H44V260L42 261V259L40 260V261H42V264H44V262H45V264H52V261H51V257H50V259H49V256H48V249L44 246L43 247ZM46 255H47V260H46ZM40 257V255L38 254L37 255V264H39L40 263V261H39V257ZM41 256V257H42ZM81 258H79V259H76V261H75V263L77 264L78 263V261H79V263H80V260Z\"/></svg>",
	"mask_w": 264,
	"mask_h": 264
}]
</instances>
